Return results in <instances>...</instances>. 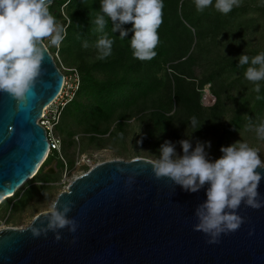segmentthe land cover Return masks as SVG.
Here are the masks:
<instances>
[{"label": "rangeland", "instance_id": "374dc122", "mask_svg": "<svg viewBox=\"0 0 264 264\" xmlns=\"http://www.w3.org/2000/svg\"><path fill=\"white\" fill-rule=\"evenodd\" d=\"M179 4L182 7L179 9L178 6V11L184 14L180 16L184 28L174 30V19L169 22L163 15L158 33L162 38L164 32H169L170 41L167 37L163 48L157 45V55L151 60H143V67L138 71L139 68H133L130 63L137 62L128 40L131 31L121 40L119 31L111 32L108 26L105 31L114 39L112 54L99 58L94 43L100 33L95 31L91 19L95 16L93 10H100V0H53L50 11L57 22L66 27L67 36L59 47L51 45L48 38L43 42L62 74L67 77L69 70L75 69L80 78L79 91L84 77L103 84L124 78L128 85L127 95L131 91L126 99L129 105H119L109 121L97 122L90 116L91 112H87V107L83 109L86 114L72 110L65 114L68 105L54 129L55 136L61 141L57 156L62 166L57 160L44 163L41 173L2 202L0 230L26 227L37 214L47 212L50 202L76 176L97 163L113 159L151 160L159 155V148L166 140L175 143L177 152H181L178 141L192 132L189 125L192 117L203 123L191 135L193 145L197 140L210 141L211 148L207 151L211 158L221 155V146L243 140L257 147L264 159V140L258 139L255 131L246 127L248 117L264 119V81L258 82L261 90L255 92V84L244 76L247 65L238 66L237 58L243 51L250 57L264 52V0H240L239 6L227 14L215 9V0L213 6L203 12L197 11L195 0H181ZM78 11L83 12L80 16L89 22V27H81L82 20L80 27L74 25L72 16ZM131 26V23L123 25L126 29ZM84 41L89 44L87 48L83 47ZM187 45V56L175 58ZM120 52L128 54L125 67L131 66L129 70L127 67L125 75L116 65ZM190 54L191 59L183 70L184 85L179 88L183 90L184 86L186 89L174 99L178 87L172 79L178 74L174 66ZM131 79L143 85L146 94L129 86ZM78 93L74 100L85 106L93 102L85 98L90 94L79 96ZM207 93L212 94L214 103L205 100Z\"/></svg>", "mask_w": 264, "mask_h": 264}, {"label": "water", "instance_id": "95a60500", "mask_svg": "<svg viewBox=\"0 0 264 264\" xmlns=\"http://www.w3.org/2000/svg\"><path fill=\"white\" fill-rule=\"evenodd\" d=\"M42 47L34 95L21 104L0 92V203L32 180L49 155L39 120L59 95L64 75L44 42ZM150 161L107 160L76 176L57 196L73 201L68 215L76 232L62 229L60 240L52 232L34 237L28 225L40 224L47 213L41 212L26 227L0 230V264H264V207L241 204L244 223L210 244L193 228L205 189L188 192L157 179ZM259 192L264 196V179Z\"/></svg>", "mask_w": 264, "mask_h": 264}, {"label": "clouds", "instance_id": "9594fccd", "mask_svg": "<svg viewBox=\"0 0 264 264\" xmlns=\"http://www.w3.org/2000/svg\"><path fill=\"white\" fill-rule=\"evenodd\" d=\"M239 4L240 0H215L214 7L227 14ZM50 5L51 0H0V92L21 104L34 95L36 81L42 74L44 39L59 47L67 36L66 27L57 22ZM195 6L203 12L213 6V0H195ZM163 9L164 0H100V10H93L95 16L91 19L95 31L100 33L94 43L99 58L112 54L114 39L105 31L111 22V32L119 31L121 40L131 31L128 40L134 58L153 59L160 42L158 29L163 23ZM128 23L131 28H124ZM88 46L84 41L83 47ZM237 58L238 66L247 65L245 79L253 82L254 91L259 93L258 82L264 81V52L250 57L243 51ZM202 124L192 117L189 122L192 132L178 141L182 151L177 152L176 144L166 140L150 165L157 179L167 178L188 192L205 189L206 199L194 210L197 223L193 228L204 233L207 242L212 244L218 243L222 234L235 232L244 223L237 211L241 204L254 209L264 207V196L259 192L264 179V159L257 147L243 140L221 146V155L211 158L207 151L211 148L210 141L197 140L193 145L191 139ZM246 127L264 140V119L248 117ZM72 207L71 200H52L44 220L38 225L29 224L28 231L34 237L52 232L56 240L61 239L62 229L76 232L78 224L68 215Z\"/></svg>", "mask_w": 264, "mask_h": 264}, {"label": "trees", "instance_id": "16d2710c", "mask_svg": "<svg viewBox=\"0 0 264 264\" xmlns=\"http://www.w3.org/2000/svg\"><path fill=\"white\" fill-rule=\"evenodd\" d=\"M72 1V0H70ZM180 1L181 0H164V9H163V15H165L168 20L167 21H171L172 19H174L175 23L173 24V28L175 29H182L184 28V24L182 23L180 16L184 15L183 13H180V11H178V6L179 9L182 7V5L180 6ZM71 2H68V4ZM80 14H83V12L78 11L75 15L72 16V21L74 23L75 26L80 27L81 24L83 26L81 27H87L89 25V22L87 20H83L80 16ZM81 20L83 21L81 23ZM81 23V24H80ZM109 28H111V23H109ZM89 27V26H88ZM159 32L161 33V29L159 30ZM167 34V36H166ZM168 37V42L170 41L169 38V32H164V37L160 38V45L158 44L159 48L162 47L163 48V42L165 43V40ZM185 38H188V36H186ZM188 45L186 47H183L181 51H179V55H177L175 58H185L188 54ZM119 54V58L116 61V65L118 67V69L123 70L124 74H126L127 72V67H125L126 65V60H127V53H122ZM188 59H191V54L188 56V58L186 60H184L183 62H181L180 64H176L174 66V68L176 69V72L179 74H174V76L172 77V79H174L173 83L177 84V90L174 92V95L172 98L176 99V97H179L178 93H181L183 90H185L186 88H184L183 86V90H180V85H184L182 83H184V81L182 80L183 76L185 75L184 71V66L187 64L186 62L188 61ZM130 63L133 65L132 67H136L139 68L137 69L138 71L143 67V60H139L137 59L136 64H133L131 61ZM130 67H128L129 70ZM131 71H129L130 73ZM85 78V77H84ZM83 78V84H82V89L79 91V96H81L82 94L88 95L90 94L92 98H90L89 96H85V98L90 99L91 101L93 100L92 103H89L88 106H85L84 104H82V102H80L79 100H73L69 105V108L63 111V113L65 112L68 113L70 110L74 111L75 113H81L83 112L84 108L87 107V112H91V117L92 119L95 120L96 118V122L98 120L101 121H109L111 119V116L114 115V109H116L117 107H119V105L123 104V105H129V103H127L128 101L126 99H128V96H130L131 91L129 93V95H127V88L125 85L126 82H124L125 80H119L116 83H108V84H103V83H99L97 81H92L93 78H88L84 79ZM131 83L129 84V86H131L132 88L137 89H141V92L139 91L140 94H146L147 91H145V89L143 88V85H141L137 80L135 79H131L130 81ZM142 97V96H141ZM83 98V97H82ZM75 99V98H74ZM81 100V99H80ZM136 100V99H135ZM90 101V102H91ZM125 102V103H124ZM132 104V103H131ZM66 109V108H65ZM85 112V111H84ZM62 113V115H63ZM86 114V112H85ZM59 125V124H58ZM57 152H52L49 154L48 158L46 159V161L44 163L48 164L50 163L52 160H57V164H59L60 166H62L61 160L59 159V157L57 156ZM45 164V165H46ZM41 173V170L37 173L39 174ZM36 174V175H37ZM2 205V203L0 204Z\"/></svg>", "mask_w": 264, "mask_h": 264}, {"label": "built area", "instance_id": "2783aa9c", "mask_svg": "<svg viewBox=\"0 0 264 264\" xmlns=\"http://www.w3.org/2000/svg\"><path fill=\"white\" fill-rule=\"evenodd\" d=\"M69 73L67 77L64 76L63 86L59 95L44 109L39 120V124L46 130L50 144L49 154L52 152H60L61 141L55 136L54 129L60 123L63 111L74 100L80 88V78L76 70L71 69ZM212 98V94L207 93L205 100H209L211 104V102L214 103Z\"/></svg>", "mask_w": 264, "mask_h": 264}, {"label": "bare ground", "instance_id": "6f19581e", "mask_svg": "<svg viewBox=\"0 0 264 264\" xmlns=\"http://www.w3.org/2000/svg\"><path fill=\"white\" fill-rule=\"evenodd\" d=\"M93 166H94V165H93ZM10 198H11V197H10ZM3 202H4V201H3ZM1 203H2V202H1ZM1 203H0V204H1Z\"/></svg>", "mask_w": 264, "mask_h": 264}]
</instances>
